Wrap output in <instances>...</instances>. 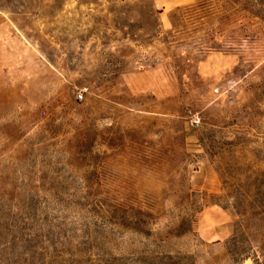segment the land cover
Wrapping results in <instances>:
<instances>
[{
  "label": "rangeland",
  "instance_id": "1",
  "mask_svg": "<svg viewBox=\"0 0 264 264\" xmlns=\"http://www.w3.org/2000/svg\"><path fill=\"white\" fill-rule=\"evenodd\" d=\"M0 264H264V0H0Z\"/></svg>",
  "mask_w": 264,
  "mask_h": 264
},
{
  "label": "built area",
  "instance_id": "2",
  "mask_svg": "<svg viewBox=\"0 0 264 264\" xmlns=\"http://www.w3.org/2000/svg\"><path fill=\"white\" fill-rule=\"evenodd\" d=\"M77 98H79V99H82L83 98V93L80 91V92H78V94H77ZM199 123H200V118H199V116H195V117H193L192 119H191V121H190V124L192 125V126H197V125H199Z\"/></svg>",
  "mask_w": 264,
  "mask_h": 264
}]
</instances>
